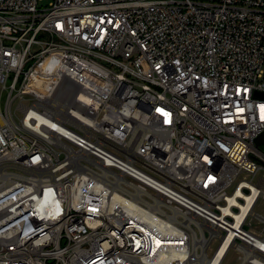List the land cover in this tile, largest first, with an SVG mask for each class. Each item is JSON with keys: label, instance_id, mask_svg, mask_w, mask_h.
<instances>
[{"label": "built area", "instance_id": "obj_1", "mask_svg": "<svg viewBox=\"0 0 264 264\" xmlns=\"http://www.w3.org/2000/svg\"><path fill=\"white\" fill-rule=\"evenodd\" d=\"M44 1L0 0V264L263 262L264 0Z\"/></svg>", "mask_w": 264, "mask_h": 264}, {"label": "rangeland", "instance_id": "obj_2", "mask_svg": "<svg viewBox=\"0 0 264 264\" xmlns=\"http://www.w3.org/2000/svg\"><path fill=\"white\" fill-rule=\"evenodd\" d=\"M47 0H45L44 2H46ZM9 85V81L6 82L5 86L7 87ZM7 95H8V91L4 88H1V84H0V106L2 107V109H4L5 107V102H6V99H7ZM15 107H16V101H14L12 103V111L15 112ZM20 111H17L15 113V116L18 117L20 115ZM256 147L259 151L258 155L260 156V163L264 165V132L261 134L260 138L258 139L257 141V144H256ZM259 177H262L264 178V170H260L258 173H257V176L254 180V182L257 181V179ZM234 185L229 188L228 190V193H230L233 189ZM264 190V188H263ZM254 213L253 215L251 216V218H249L250 222H251V228H253V230L257 231V232H260L262 234H264V225L259 223L257 220H256V216L255 214H263L264 215V199H262L261 197L257 200L254 208ZM219 243V240H211L210 244L206 243L205 245V248H207V255L208 256H211V254L213 253V251L215 250V248L217 247ZM204 245V244H203ZM203 250V253H204V248H202ZM236 257H237V252L234 248H230L225 257L223 258V262L221 264H237L236 263Z\"/></svg>", "mask_w": 264, "mask_h": 264}, {"label": "bare ground", "instance_id": "obj_3", "mask_svg": "<svg viewBox=\"0 0 264 264\" xmlns=\"http://www.w3.org/2000/svg\"><path fill=\"white\" fill-rule=\"evenodd\" d=\"M252 187V191H251V195L248 196L244 193H242L241 191L237 190L235 197L236 199H231L230 201H232L233 204H235L234 206H238L240 208V215H236V221L239 222L241 221L240 218L242 219L246 213L248 214H253V209H252V200L256 197V189ZM239 198H244L245 203H242L240 201H238ZM230 239L227 238L223 244L213 252V254L208 257L207 253H203V244L207 243L206 237L205 236H195V234H193V243H194V250L196 248H200V251L198 253H196L195 255L193 254V263L194 264H221L223 256L226 252V247L229 244ZM259 245L262 246V251L264 252V243H259ZM205 249V248H204ZM260 264H264V261L261 262Z\"/></svg>", "mask_w": 264, "mask_h": 264}, {"label": "trees", "instance_id": "obj_4", "mask_svg": "<svg viewBox=\"0 0 264 264\" xmlns=\"http://www.w3.org/2000/svg\"><path fill=\"white\" fill-rule=\"evenodd\" d=\"M264 132V131H263ZM261 136V135H260ZM260 136L256 139V141H255V144H257V141H258V139L260 138Z\"/></svg>", "mask_w": 264, "mask_h": 264}]
</instances>
